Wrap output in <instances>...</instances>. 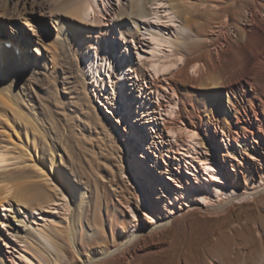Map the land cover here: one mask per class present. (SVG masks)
I'll return each instance as SVG.
<instances>
[{
  "label": "bare ground",
  "instance_id": "1",
  "mask_svg": "<svg viewBox=\"0 0 264 264\" xmlns=\"http://www.w3.org/2000/svg\"><path fill=\"white\" fill-rule=\"evenodd\" d=\"M105 1L0 0V208L7 206L12 210L11 216L7 217L12 232L34 249L38 247L54 264H71L67 249L71 251L73 264H147L143 259L174 244L172 241L166 244L146 240L163 231L171 222L169 219L141 230L136 215L130 212L129 230L124 232L118 228L125 234L122 239H113L111 247L90 248L86 243L87 247L82 248L80 232H85L89 242L95 230L82 222L81 215L92 201L78 150L89 145L94 140L92 136H96L97 141L101 136L112 145L117 136L112 126L98 115L87 93L88 84L80 58L95 44L104 47L107 40V46L111 47L112 40L134 39L146 19L169 26L175 14L182 23L180 31L182 28V32H186L184 36L179 35L181 38L175 39L176 34L167 36L152 28L146 30L150 39L154 37V48L158 44L174 45L182 56L183 66L171 81V88L177 92L178 84L184 85L178 94L175 122L185 123L199 135L203 125L219 129L233 140H238L242 134L246 138L245 144H239L236 153L264 160V140L257 137L253 142L252 129L247 126L254 121L257 131L264 135V91L248 84L257 76L264 84V20L260 16L264 13V0H167L170 9L162 11L159 0H129L109 20L103 21L98 16L92 20V13L98 14L97 2L104 5ZM148 3L153 6L152 12L146 8ZM213 18L216 21L211 27L209 21ZM224 24L228 29L222 40L214 35L207 36L214 33L211 29H219L217 26ZM219 43L225 48L214 51L212 48ZM175 61L177 65L180 59ZM86 63L92 74L94 68L90 56ZM144 66L134 67L142 80L146 79ZM151 67L154 76L167 70L162 64ZM190 70L196 76L190 75ZM90 83H95V74ZM200 87H203L202 93L198 91ZM257 92L258 97L249 98ZM130 163L138 179L146 180L143 188L157 210H173V200L191 202L206 197L205 188H213L216 197L221 195L214 181L217 173L211 169L202 170L206 175L204 180L195 179L201 188L198 193L188 185L187 190L172 199L166 193V186L161 181H151L148 170H143L137 159L130 157ZM99 176L93 186L97 200L102 196ZM67 195L72 198L70 213ZM57 201L65 203L62 208L68 211V219L67 213L62 211L64 214L58 220L45 217L37 220V215ZM232 202L217 204L207 211L220 215L218 213L230 207ZM95 207L98 213L97 202ZM143 208L148 215L145 206ZM66 229L68 240L63 241ZM253 236L256 246L247 242L243 248L245 252L241 253L246 259L255 252L257 259L251 264H264V227L262 231L253 232ZM53 248L57 249L56 256H53ZM240 248L235 246L233 250L238 252ZM226 258L235 259L218 254L217 263L206 264H229ZM245 259L244 264H249ZM2 261L0 264H4ZM180 261L183 263L185 259Z\"/></svg>",
  "mask_w": 264,
  "mask_h": 264
},
{
  "label": "rangeland",
  "instance_id": "2",
  "mask_svg": "<svg viewBox=\"0 0 264 264\" xmlns=\"http://www.w3.org/2000/svg\"><path fill=\"white\" fill-rule=\"evenodd\" d=\"M126 2L129 0H106L104 5L97 2V11L100 14L92 13L91 19L98 16L107 21L118 14ZM159 2L162 7L159 10L170 9L167 0ZM146 8L151 11L153 6L148 3ZM260 16L264 20V13ZM173 19L169 26L158 20L146 19L136 38L121 42L112 40L111 47L107 46L109 41L106 40L104 47L95 44L93 49L81 55L83 76L88 84L87 93L98 115L112 126L117 135L114 145L101 136L98 138L99 141L96 140V136H92L94 140L78 150L80 157L82 155L80 163L85 169L83 177L85 182H89L92 201L86 212L81 215L82 222L95 230V235L91 236L89 242L86 241L85 232H80L82 248H86L87 245L90 248L102 245L111 247L113 239H122L125 236L124 232L129 230L132 212L136 215L141 230H146L162 220L171 221L163 231L156 232L146 240L166 244L172 241L173 246L143 259L147 264H206L211 261L217 263L218 254L235 257L234 260L226 258L229 264H244L245 258L242 253L245 252L243 249L245 243L248 242L247 244L252 247L256 246L253 232L262 231L264 227V190L261 191V188H264V160L236 153L239 144H245L246 138L242 134L238 136V140H233L219 129L203 125L199 135L185 123L175 122L178 94L184 85L179 83L177 92L171 88V81L173 75L183 66L182 56L178 54L174 45L167 47L158 44L155 49L154 37L150 39L151 35L146 31L152 28L167 36L176 34L174 38L179 39L186 35V32H182V28L180 31L182 23L175 14ZM213 19L209 21L211 27L216 21ZM241 26L244 24L241 23ZM217 27L220 28L211 29L214 33L208 31L207 36L214 35V38L222 40L228 25ZM174 28L176 30L172 31ZM232 35L234 36L233 31ZM220 43L212 49L219 51L225 48ZM88 56L94 68L92 74L88 72L90 68L86 63ZM177 59L180 61L176 65ZM151 62L167 66V70L154 76L151 67L154 64L151 65ZM143 64L146 66L143 67L145 80L140 79L134 71L135 65ZM94 74L95 83L92 85L90 80ZM190 75L196 76L191 70ZM248 84L258 87L261 92L264 91L263 80L259 76L255 80H250ZM202 89L203 87H200L199 93L203 92ZM259 95L257 92L256 96L249 98ZM94 120L97 122L96 118ZM96 125L98 127V123ZM247 126L252 129L253 142L257 137L264 140V135L257 131L258 126L254 121ZM95 133L99 136L98 131ZM130 157L137 159L143 170H148L151 181H161L166 186L167 195L172 199L182 194L184 189L187 190L188 185L194 187L193 190L198 193L201 188L195 179H205L206 175L202 171L204 168L217 173L218 177L216 176L214 181L221 195L216 197L213 188H205L206 197H199L191 202L173 200V210H157L155 203L143 188L146 180L138 179L136 170L131 167ZM95 175H100L101 181L102 196L100 195L101 198L98 200L93 187ZM94 200L99 204V214L95 210ZM229 200H233L232 205L218 213L220 215L208 213L207 209ZM60 201L62 202L61 198ZM66 201L70 213L72 198L67 195ZM61 202H54L51 207L44 209L40 216L37 215V220L45 217L55 221L62 218L64 212L67 213L68 219V211L62 208L65 203ZM144 206L148 215L143 211ZM1 208L0 260H3L4 264H52V259L45 256L38 247L34 249L27 241L12 232L7 225V217L11 216L12 210L7 206ZM118 228H122L124 232L120 233ZM64 232L67 233V229ZM63 236V241L68 240V233ZM235 246L241 247V250L238 252L233 250ZM52 252L53 256L58 254L57 249ZM82 253H85L84 249ZM66 254L71 260L70 249L66 250ZM181 259H185V262L181 263ZM256 259L257 254L254 252L245 260L251 264ZM70 260L69 262L73 264Z\"/></svg>",
  "mask_w": 264,
  "mask_h": 264
}]
</instances>
